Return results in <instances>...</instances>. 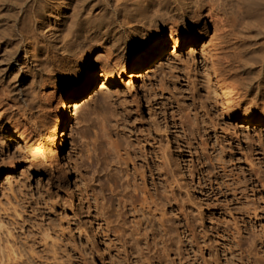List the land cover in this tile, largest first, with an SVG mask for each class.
Segmentation results:
<instances>
[{
	"label": "rangeland",
	"instance_id": "1",
	"mask_svg": "<svg viewBox=\"0 0 264 264\" xmlns=\"http://www.w3.org/2000/svg\"><path fill=\"white\" fill-rule=\"evenodd\" d=\"M230 39L218 30L170 47L131 81L97 67L68 130L67 174L51 160L45 100L27 115L25 143L12 128L22 112L0 94V264H264V125L227 114L212 67L236 70L220 59ZM117 132L119 148L141 140L157 163L154 201L127 198L111 173Z\"/></svg>",
	"mask_w": 264,
	"mask_h": 264
},
{
	"label": "bare ground",
	"instance_id": "2",
	"mask_svg": "<svg viewBox=\"0 0 264 264\" xmlns=\"http://www.w3.org/2000/svg\"><path fill=\"white\" fill-rule=\"evenodd\" d=\"M175 17L186 18L182 30ZM218 30L232 43L220 59L236 65L234 72L221 73L213 60L227 114L246 126L264 125V0H0V94L23 116L12 124L14 139L28 143L27 115L45 100L50 150L56 146L51 160L67 174V144L73 141L68 130L98 83L97 67L102 76L115 71L131 81L170 47L176 52ZM141 36L143 42L126 54ZM4 116L0 107L1 123ZM114 134L111 173L123 180L127 198L140 191L145 201H154L157 163L141 140L126 135L122 150ZM15 168L14 161L5 165V178Z\"/></svg>",
	"mask_w": 264,
	"mask_h": 264
}]
</instances>
